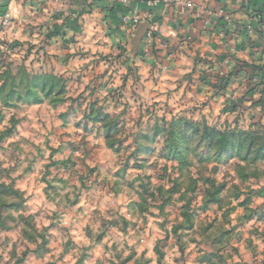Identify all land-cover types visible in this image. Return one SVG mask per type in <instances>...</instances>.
Masks as SVG:
<instances>
[{
    "label": "rangeland",
    "instance_id": "obj_1",
    "mask_svg": "<svg viewBox=\"0 0 264 264\" xmlns=\"http://www.w3.org/2000/svg\"><path fill=\"white\" fill-rule=\"evenodd\" d=\"M74 1L0 0V57L5 65L14 73L19 69L29 76L55 77L58 84L55 93L39 105L5 108L0 104V123L11 117V126L0 131V264H11L9 256L16 264H45L57 247L63 250L61 260L75 249V264H87L94 260L108 229L117 226L124 236L143 239L139 259L141 240L136 239L130 255L123 260L116 255L120 264H153L151 258L145 259L149 251L155 255V264H183L193 252L203 253L193 264H228L239 251L234 246L239 245L245 246L241 264H264V178L255 177L264 169V161L217 162L203 146L194 150L196 141L179 144L176 150L187 151L176 157L168 140L170 125L183 119L204 122L220 131H248L253 125L262 126L264 131V77L259 78L253 70L259 68L256 65L239 67L240 62L230 53L234 40L243 35L237 26L239 20H224L216 34L210 65L200 58L203 62L196 65L194 77L176 81L175 91L166 86L159 91L145 85L150 77L152 83L158 82L161 71L156 64L161 56L153 47L154 33L148 30L135 47L133 31L138 26L131 29L128 24L133 17L139 16L143 23L151 16L133 13L123 17L126 22L120 19L121 27L128 37L112 38L110 30L96 33L98 43H103L99 44L101 59L112 69L111 74L94 61L89 72L92 79L85 83L81 75L73 73L87 58L86 52L79 51L86 48L78 46L77 35L66 30L70 20L74 22L72 30L78 26L79 16L65 10ZM230 1L242 9L243 0ZM228 12L235 13L231 8ZM4 18L5 26L1 25ZM169 51H165L164 60L172 52L176 54L174 47ZM146 67L150 69L147 73ZM114 83L116 87H112ZM208 91L214 102L200 104L202 94ZM34 128L35 138L42 139L43 145L36 149L28 167L13 176L21 164L19 156H14L21 150L20 144L4 145L9 138ZM45 128L47 132L41 137L38 130ZM45 151L50 155L45 156ZM12 158L16 166L5 167ZM72 169H78L81 186L92 179L94 188L128 190L120 206L133 219L111 213L113 219L102 222V231L85 228L86 235L94 236L93 244L71 237L65 241L66 230L58 223L60 205L55 211L48 205L67 186L58 177ZM104 174L111 181L96 183ZM206 178L218 187L215 204L206 203V193L212 192L211 185L204 183ZM46 221L50 222L44 226ZM253 238L258 243L254 244ZM11 241L15 243L9 253ZM192 244L196 248L186 251ZM17 248L24 249L19 258ZM174 248H178V259ZM112 251H116L115 244Z\"/></svg>",
    "mask_w": 264,
    "mask_h": 264
},
{
    "label": "crops",
    "instance_id": "obj_2",
    "mask_svg": "<svg viewBox=\"0 0 264 264\" xmlns=\"http://www.w3.org/2000/svg\"><path fill=\"white\" fill-rule=\"evenodd\" d=\"M122 1H74L65 7V10L79 16L78 26L72 30L74 22L70 20L66 30L72 35L74 33L77 35L78 46L87 49L94 41L93 47L101 49L102 46L99 47V44L103 43H98L97 32L110 30L112 38L113 35L123 37V34L124 37H128V34L123 32L120 19L129 18L133 13H149L151 20L146 23L150 32L154 33L152 42L155 53L161 56L156 60L161 70L157 74L159 82L155 83H159V87L154 90L161 91L165 86L169 88L173 82L179 80L185 82L184 76L192 77L196 65L203 62L200 58L208 60L203 63L210 65L209 61L216 49L213 46L216 34L222 28L226 17L239 20L237 26L239 30H243L240 31L243 35L237 37H240V41L236 38L232 43L231 56L237 58L240 65L241 63L256 65L259 67L258 70H261L260 73L256 71V74L259 73V78L264 77V0H243L240 11L238 5L230 0H125V3H121ZM188 5L192 7L189 8ZM229 8L235 13L228 14ZM240 25H243L244 29L240 28ZM172 33L175 35H171ZM90 34L96 35L95 38ZM109 40L106 39L105 42H112ZM172 47L176 54L172 52L164 60L165 51L170 54L169 50ZM166 78L173 81H165ZM189 79L191 78L187 80ZM148 80L145 84L147 87L154 84L152 77Z\"/></svg>",
    "mask_w": 264,
    "mask_h": 264
},
{
    "label": "clouds",
    "instance_id": "obj_3",
    "mask_svg": "<svg viewBox=\"0 0 264 264\" xmlns=\"http://www.w3.org/2000/svg\"><path fill=\"white\" fill-rule=\"evenodd\" d=\"M191 8V5H188ZM47 12V9H45ZM171 35H175L172 33ZM87 39V37H85ZM95 42H91L87 49H80L81 52L87 53V58L80 62L78 66V71L74 72V75H81L82 78L85 80V83L89 82L92 79V76L89 75V72L92 69V64L94 61L98 62L99 64L104 65V71L111 74L112 69L108 67V65L104 64V61L101 59L103 55V50L99 48L93 47ZM75 51V50H74ZM164 54V53H162ZM171 59V58H169ZM150 69L146 67L145 73H147ZM145 75V79H146ZM157 81L159 82V77H156ZM107 80V77L105 78ZM121 86L128 87L127 84L120 82ZM117 85L114 83L112 87H116ZM149 87L151 88H158L159 83L157 84H150ZM235 87V85H233ZM170 91L176 90V84L173 82L169 86ZM214 97L210 91L206 92V94H202V98L199 101L200 104L208 105L214 102ZM227 99V97H225ZM121 109H118L120 111ZM11 117H5L3 123H0V131L4 129L5 126L10 127L11 125L8 124V120ZM38 128V126H37ZM37 128L32 129L30 132L22 133L20 136L9 138L4 147L6 148L9 144H20V151L14 153V156H19L21 161L19 169L13 176H18L21 174L22 170L28 167V164L31 162V159L36 155V149L38 147H42L43 140L36 139L35 133ZM39 135L43 137L47 129H39ZM21 141H28V144H31L32 147H29L28 144H23ZM59 147V142L55 145ZM45 156L50 155L47 151H45ZM77 157H80V153L76 154ZM7 159V158H5ZM43 163V162H42ZM15 167L16 166V159L12 158L8 161L5 167ZM52 179V177H49ZM59 180H63L66 187L59 193V196L55 202L48 205L49 209L52 211L56 210V205H60V219L58 223L66 230V234L63 236V239L66 241L68 238H73L78 242H83L85 245H91L94 243V236L89 237L85 233V228L93 229L94 233L102 231L101 224L103 221H110L113 219L111 213H119L123 215L125 219H133L131 215H129L124 207H121L124 197L128 190H121L117 191H108L103 188H94L93 180L89 179L85 182L83 186H81V179L79 175L78 169H72L70 172H64L60 177ZM102 180H109L111 181V177L107 174L101 175L100 177L96 178V183H99ZM41 187H46V185L42 184ZM67 197V199H64ZM50 221H46L44 226H47V223ZM115 233V235H113ZM131 235V234H130ZM136 239L141 240V246L137 248V257L139 259V252L143 250V239L141 237H137ZM136 239H131L130 237L124 236L122 233L118 231V226L116 228H109L108 234L105 238L101 241V244L97 246V254L94 256L93 261L87 262V264H95V260H100V264H106L107 261H111V264H120V260L116 259V255H120L121 260L125 257L130 255V250L136 245ZM253 242L258 243L254 240ZM15 241H11L8 245L7 252H12V244ZM113 244L116 245V251H112ZM107 248L108 251L104 252V248ZM238 247L239 251L232 255L228 264H241L240 258L241 255L245 254V246L239 245L234 246ZM196 245L192 244L186 251H191L195 249ZM24 249L17 248L16 250V258H19L20 253ZM61 248H55L52 252L49 253L48 259L45 261V264H75L78 256L75 254L77 250H73V252L69 253L64 260L60 259V255L62 253ZM173 253L175 254L176 258H179V251L178 248L173 249ZM203 253H195L187 258L183 262V264H193V261L196 259L197 255H202ZM250 255V252L247 253ZM102 256V258H101ZM151 258L153 264H155V255L151 251L148 252L145 259ZM9 260L11 264H16L15 259L9 256Z\"/></svg>",
    "mask_w": 264,
    "mask_h": 264
},
{
    "label": "trees",
    "instance_id": "obj_4",
    "mask_svg": "<svg viewBox=\"0 0 264 264\" xmlns=\"http://www.w3.org/2000/svg\"><path fill=\"white\" fill-rule=\"evenodd\" d=\"M238 65L239 67L248 66L244 63H241V65L239 63ZM253 70L261 72L257 68ZM57 86L55 77L29 76L24 70L19 73V69L14 73L10 69V65H5L2 57H0V104L3 107L39 105L55 93ZM62 88V86L59 87L58 94L62 91ZM169 128L168 140L171 148L175 150L176 157L187 151V149L179 148L176 150L179 144H183L184 141L188 144L196 141L194 150L203 146L207 151L206 154L217 162H229L233 159L241 162L249 160L252 162L264 161V131L260 125H253L252 129L248 131H220L214 127L207 126L204 122L200 123L183 119L170 125ZM239 168L241 174L243 167L240 166ZM255 177L264 178V169L261 172H257ZM204 183L208 186L211 185L212 188V192L206 193L208 196L206 203H217L219 200L216 197L218 187L209 178L204 179Z\"/></svg>",
    "mask_w": 264,
    "mask_h": 264
},
{
    "label": "water",
    "instance_id": "obj_5",
    "mask_svg": "<svg viewBox=\"0 0 264 264\" xmlns=\"http://www.w3.org/2000/svg\"><path fill=\"white\" fill-rule=\"evenodd\" d=\"M148 30L149 25L146 22H143L140 23L138 27L133 31L132 43L135 47L139 46L140 40Z\"/></svg>",
    "mask_w": 264,
    "mask_h": 264
},
{
    "label": "built area",
    "instance_id": "obj_6",
    "mask_svg": "<svg viewBox=\"0 0 264 264\" xmlns=\"http://www.w3.org/2000/svg\"><path fill=\"white\" fill-rule=\"evenodd\" d=\"M43 1H51V2H55V3H68L72 0H43ZM124 22H126V18H123L122 19ZM140 17L138 16L137 18L136 17H133L130 21L128 20V24L130 26L131 29H134L136 28L139 24H140ZM7 24V19L4 18L2 19L1 21V25L5 26ZM130 30V29H129Z\"/></svg>",
    "mask_w": 264,
    "mask_h": 264
}]
</instances>
